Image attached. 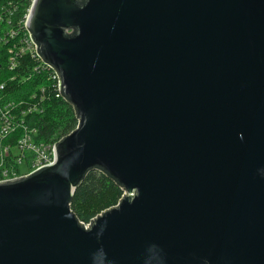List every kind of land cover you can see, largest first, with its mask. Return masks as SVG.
Instances as JSON below:
<instances>
[{
  "label": "water",
  "instance_id": "1",
  "mask_svg": "<svg viewBox=\"0 0 264 264\" xmlns=\"http://www.w3.org/2000/svg\"><path fill=\"white\" fill-rule=\"evenodd\" d=\"M77 127L0 182V264H264V0H35ZM100 168L119 202L78 219Z\"/></svg>",
  "mask_w": 264,
  "mask_h": 264
},
{
  "label": "built area",
  "instance_id": "2",
  "mask_svg": "<svg viewBox=\"0 0 264 264\" xmlns=\"http://www.w3.org/2000/svg\"><path fill=\"white\" fill-rule=\"evenodd\" d=\"M35 0H8L0 7V68L11 71L0 82V182L13 180L55 161L60 139H38V128L30 115L42 114L52 99H63L58 71L38 50L28 26ZM11 83L27 85V95L14 99ZM16 135V136H15ZM15 136L13 143L9 141ZM83 222L85 226L90 222Z\"/></svg>",
  "mask_w": 264,
  "mask_h": 264
},
{
  "label": "trees",
  "instance_id": "3",
  "mask_svg": "<svg viewBox=\"0 0 264 264\" xmlns=\"http://www.w3.org/2000/svg\"><path fill=\"white\" fill-rule=\"evenodd\" d=\"M8 0H0V7ZM0 68V82L7 79L11 74L6 65ZM8 89L14 99L21 98L28 94L27 85L19 86L11 83ZM30 125L38 128V139L51 141L62 139L72 132L78 125L79 118L75 108L66 100L52 99L46 104V109L42 114L30 115L28 117ZM16 136V135H15ZM9 139L13 143L15 138ZM124 193V187L114 178L100 168L90 169L76 189L72 200L71 209L78 219L89 222L104 210L116 205Z\"/></svg>",
  "mask_w": 264,
  "mask_h": 264
}]
</instances>
